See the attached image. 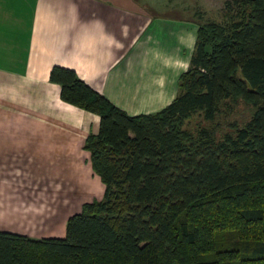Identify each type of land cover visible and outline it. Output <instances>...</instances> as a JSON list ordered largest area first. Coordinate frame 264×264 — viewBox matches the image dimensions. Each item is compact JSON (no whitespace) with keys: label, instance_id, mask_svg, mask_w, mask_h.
<instances>
[{"label":"trees","instance_id":"trees-1","mask_svg":"<svg viewBox=\"0 0 264 264\" xmlns=\"http://www.w3.org/2000/svg\"><path fill=\"white\" fill-rule=\"evenodd\" d=\"M226 6V23L200 22L178 96L158 113L130 116L53 67L61 99L100 117L86 149L104 196L64 239L0 232V264H264V0ZM240 103L248 120L221 137L217 125L183 129Z\"/></svg>","mask_w":264,"mask_h":264},{"label":"crops","instance_id":"crops-1","mask_svg":"<svg viewBox=\"0 0 264 264\" xmlns=\"http://www.w3.org/2000/svg\"><path fill=\"white\" fill-rule=\"evenodd\" d=\"M185 2L0 0V232L64 239L69 218L104 196L86 149L100 117L61 99L53 67L130 116L158 113L198 41L202 20ZM97 186L100 199L74 205Z\"/></svg>","mask_w":264,"mask_h":264},{"label":"rangeland","instance_id":"rangeland-1","mask_svg":"<svg viewBox=\"0 0 264 264\" xmlns=\"http://www.w3.org/2000/svg\"><path fill=\"white\" fill-rule=\"evenodd\" d=\"M200 1V0H199ZM233 0H201L200 2L195 1H187L185 4L189 7H193V13L198 15L201 20L203 21H215L218 23H226L228 18L229 10L227 9V2ZM181 4V3H180ZM231 11V10H230ZM235 15V11H232ZM167 14H171V11L166 12ZM176 14V12L172 13ZM187 16V15H186ZM232 17V14H231ZM231 20V19H230ZM248 110L247 106L243 103L238 104V107L234 108H224V112L219 116V119L214 123L206 122L203 120V117L200 114H195L192 118L185 122L183 125V129L192 133H197L203 127H212V126H219L221 128V132H219V136L221 137L223 133L229 132L232 130V125L235 122H239L243 124V122L248 120ZM92 194L89 195L87 199L83 198L86 197L85 195H73V203L80 205L85 201H91L92 198H101L103 195V188L100 186L95 187ZM87 194V193H86ZM83 196V197H82ZM79 210V209H78ZM77 210V211H78Z\"/></svg>","mask_w":264,"mask_h":264}]
</instances>
